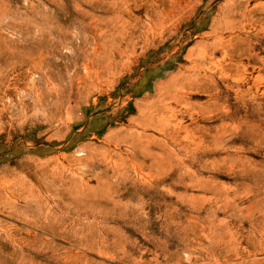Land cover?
<instances>
[{
	"label": "rangeland",
	"instance_id": "1",
	"mask_svg": "<svg viewBox=\"0 0 264 264\" xmlns=\"http://www.w3.org/2000/svg\"><path fill=\"white\" fill-rule=\"evenodd\" d=\"M231 1L0 0V264H264V0L215 42Z\"/></svg>",
	"mask_w": 264,
	"mask_h": 264
},
{
	"label": "bare ground",
	"instance_id": "2",
	"mask_svg": "<svg viewBox=\"0 0 264 264\" xmlns=\"http://www.w3.org/2000/svg\"><path fill=\"white\" fill-rule=\"evenodd\" d=\"M254 0H233L231 6L222 14L221 18L219 19L218 22H216V28H215V42H221L222 40H224L223 34H225V32H232L235 29H237L241 24L246 23L248 20V17L250 16V14H252L251 12L253 10H249V6L251 4V2ZM178 3V2H177ZM128 4V3H127ZM126 5V4H125ZM257 7V5H256ZM255 7V8H256ZM99 8V7H97ZM114 8V7H113ZM115 10V14L119 17V21L120 25L114 23L111 24V28L109 29L110 34H113L114 32H116V36L119 34V36H121V34L123 35V31H125L126 26L128 25V20L123 19L125 13L127 12V7H124L123 10L122 9H118V8H114ZM106 11V10H105ZM108 11V9H107ZM106 11V12H107ZM172 11V10H171ZM167 12V11H166ZM112 13V12H111ZM135 16V15H134ZM164 19V18H163ZM147 20V19H146ZM169 20V19H168ZM261 22V21H260ZM254 23V22H253ZM156 25V24H155ZM131 26V25H130ZM133 27V26H132ZM151 27V26H150ZM157 27V25H156ZM131 28V27H130ZM56 29V28H55ZM103 30V29H102ZM101 30V31H102ZM136 30V29H135ZM134 30V32H135ZM127 31V30H126ZM132 30H130L131 32ZM235 32V31H234ZM59 33V32H58ZM129 33V32H128ZM133 33V32H132ZM136 33V32H135ZM57 34V32H56ZM115 34V33H114ZM59 35V34H58ZM57 35V36H58ZM130 35V34H129ZM133 35V34H132ZM134 36V35H133ZM136 36V34H135ZM141 36V34H140ZM61 37V36H60ZM63 37V36H62ZM114 36L111 35V38H113ZM65 39V38H64ZM127 39V38H126ZM125 39V40H126ZM140 39V38H139ZM129 40V39H128ZM131 40V39H130ZM41 41V40H39ZM43 43L39 42L37 43V48H41L43 47L45 50H40L42 52H38L35 56L36 61L38 63L41 64H45L47 61V58L50 56V51L49 49V44L50 42L46 41V40H42ZM50 41V40H49ZM118 41V40H117ZM116 41V42H117ZM127 41V40H126ZM114 43H116L115 41H113ZM135 42V41H134ZM55 43V42H54ZM122 44V43H121ZM145 44V43H144ZM213 44V43H212ZM62 45V44H61ZM115 45V44H114ZM126 45V44H123ZM123 45H121L123 47ZM120 46V47H121ZM133 46V45H132ZM135 46V45H134ZM146 46V45H145ZM110 47V46H109ZM126 47V46H125ZM112 48V47H111ZM110 48V49H111ZM116 48V47H115ZM127 48V47H126ZM134 48V47H132ZM130 47V50L132 49ZM220 48V47H219ZM123 49V48H122ZM128 49V48H127ZM118 50V49H117ZM116 50V51H117ZM129 50V51H130ZM212 50V46L211 45H206L201 51H200V56L201 59H204L206 57H211V55L209 56ZM115 51V52H116ZM119 51H121L119 49ZM119 51H117L119 53ZM132 51V50H131ZM96 52V51H95ZM123 53V51H122ZM121 53V54H122ZM126 53V51H125ZM112 55V54H111ZM119 55V54H118ZM95 55H93L94 57ZM124 56V55H122ZM199 56V57H200ZM120 57V55H119ZM118 59V58H117ZM200 59V58H199ZM208 59V58H207ZM109 61V60H108ZM112 62V61H111ZM115 62V61H114ZM94 63V61H93ZM194 63V62H193ZM110 65V64H109ZM99 66V65H98ZM97 66V67H98ZM192 66H194V68L189 69L191 71H189L188 73H183L179 79H177L176 81H174L171 84V91L168 93V98H165L167 100L170 101H174V102H179L181 97L184 96L185 91H187L188 89H190L191 87H193L198 81H199V73H197V67L199 68V64H193ZM114 68V67H113ZM102 69V68H101ZM112 69V68H111ZM201 69V68H200ZM88 74L91 75L92 74V80L90 83L93 85L95 81H100L102 72H100V70L98 68L94 69L92 66L91 68L89 67L87 69ZM103 71V70H102ZM200 71V70H199ZM198 71V72H199ZM111 73V72H110ZM109 73V74H110ZM19 75H21L19 73ZM18 75V76H19ZM106 75V74H105ZM88 76V75H87ZM201 76V75H200ZM89 78V76H88ZM102 79V78H101ZM201 79V78H200ZM104 80V79H103ZM102 80V81H103ZM91 86V85H90ZM2 87V86H1ZM194 88V87H193ZM8 99V101H10L9 97H5L4 93L2 94V96L0 95V117L2 116L3 112L6 111L7 109V103L4 102V99ZM159 103V102H158ZM9 105H11L12 107V103H8ZM161 104V103H160ZM159 104V105H160ZM16 105V103H15ZM169 103L165 102L164 104L158 106L157 104H153L151 105L149 108L146 109V111L144 113H142L140 121L138 123L137 128L141 129V130H145L148 127H151L153 125L156 124V122H159L161 115L163 114V109H167L168 108ZM171 107V106H169ZM30 117V116H29ZM106 157V156H105ZM105 159V158H104ZM84 160V159H83ZM87 171V170H86ZM263 218V217H262ZM262 222V226L264 227V219L261 221ZM261 224V223H260ZM254 237V236H253ZM254 243V242H253ZM253 245V244H252ZM253 247V246H251ZM255 247V246H254ZM242 248V247H241ZM249 248V247H248ZM257 248V247H255ZM258 253V252H257ZM260 254V253H259ZM235 257V256H234ZM246 257V256H245ZM242 260V259H241ZM234 261V260H233ZM263 261V260H262ZM242 263V262H240ZM247 264V263H246ZM249 264V263H248ZM250 264H255L250 263Z\"/></svg>",
	"mask_w": 264,
	"mask_h": 264
}]
</instances>
